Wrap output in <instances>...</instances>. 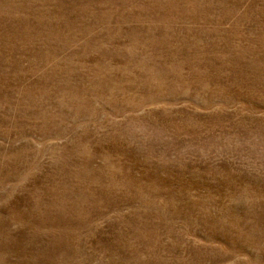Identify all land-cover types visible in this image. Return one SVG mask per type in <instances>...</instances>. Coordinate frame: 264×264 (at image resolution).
Instances as JSON below:
<instances>
[{
  "label": "rangeland",
  "instance_id": "rangeland-1",
  "mask_svg": "<svg viewBox=\"0 0 264 264\" xmlns=\"http://www.w3.org/2000/svg\"><path fill=\"white\" fill-rule=\"evenodd\" d=\"M0 264H264V0H0Z\"/></svg>",
  "mask_w": 264,
  "mask_h": 264
}]
</instances>
